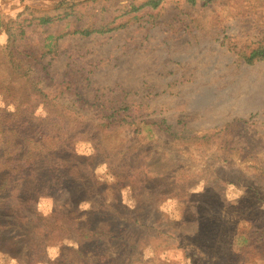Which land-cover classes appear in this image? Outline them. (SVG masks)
Masks as SVG:
<instances>
[{
	"label": "rangeland",
	"instance_id": "1",
	"mask_svg": "<svg viewBox=\"0 0 264 264\" xmlns=\"http://www.w3.org/2000/svg\"><path fill=\"white\" fill-rule=\"evenodd\" d=\"M68 1L73 18L35 20ZM146 1L0 0V108L16 113L2 90L14 42L78 131L67 144L50 129L38 135L31 162L45 179L29 195L27 174L0 199V218L34 221L5 234L0 264H264V62L237 55L264 40V0ZM102 25L118 30L67 35ZM49 36L57 50L41 58ZM99 102L135 114L107 129ZM221 129L215 143L185 142ZM225 142L253 154L226 153Z\"/></svg>",
	"mask_w": 264,
	"mask_h": 264
},
{
	"label": "trees",
	"instance_id": "2",
	"mask_svg": "<svg viewBox=\"0 0 264 264\" xmlns=\"http://www.w3.org/2000/svg\"><path fill=\"white\" fill-rule=\"evenodd\" d=\"M162 2L163 0H148L143 6H150L153 10H157L160 8ZM75 6V3L70 1L66 2L57 8V11L63 10L62 13L57 15H52L45 11L36 12V14L40 16L35 18V20L38 21L40 26H53L57 23L73 18L75 16ZM132 11L139 12L141 9L137 6H133ZM31 16H33V14ZM111 26L112 25H102L99 27L86 28L84 30H75L69 32L67 35H81L88 38L94 34L106 35L118 30V27L112 28ZM56 41L57 38L53 36H49L46 39V43L44 42L43 46L39 48L41 51V58L47 54L51 55L57 50L56 47L58 45ZM9 49L10 53L7 55V67L10 74V82L2 90L7 108L8 106H14L16 113L11 115L8 110L0 108V199L5 195H9L12 191H15L18 182L26 179L28 177L27 174H31L30 181L27 183L23 192H26L29 195H32V191L35 190L36 185L45 179V171L40 167L39 160L37 163L31 162L33 158L32 149L39 150L44 148L41 146V144H43L42 142H40V144L37 143L38 135H41L45 130L50 129V135L52 137L59 141L65 140L63 142L66 144L68 140H70L69 142H72L78 136L76 126H70L65 121L71 119L67 116H62V113L57 111L55 106L51 107L52 102L49 101V98L35 85L34 82H32L28 66L25 63L27 57L23 58L24 55L19 47H17L16 43L13 42ZM237 55L249 65L264 62V40L254 46H246L242 48ZM99 107H103L101 108V112L102 114H105L104 121H106L105 124L107 125V129H113L122 124H127L126 117H128L130 113L135 114L133 108H125L126 105L125 107L107 108L99 102ZM39 111L43 112L41 116H37ZM237 123L238 121L236 124ZM164 124L165 125L160 127H165L164 131L171 137V140L173 142L178 140V136L171 133V127L167 126L166 123ZM4 131L6 134L17 138V141H15L13 145H10L9 143L6 145L5 141L1 139H5V137H1V132L4 133ZM225 132L226 130L221 129L210 135L186 139L185 142L196 143L209 140L210 143H215V139L226 134ZM68 133L71 134L68 136ZM224 144L226 147L223 150H225L226 153L238 154L241 150H244H239L238 147H229L227 142ZM14 151L21 152V154L20 158L18 157L17 160L12 162L11 154L12 152L14 153ZM244 151L246 153L245 156H251L253 154L251 149H245ZM247 161L254 162L256 161V158L252 159V157H250V159H246V162ZM53 177L54 176L51 174L50 178ZM63 177L64 176H62V178ZM67 189L68 188L62 187L60 192L65 193ZM2 207L3 204L2 206L0 205L1 211L5 210V208ZM9 214L11 217H8V219L0 218V249L2 248L1 242L5 234L11 233L15 228L21 230V227L17 225V222H22L20 212L10 211ZM22 223L33 225L34 221L28 220ZM246 242L248 243L249 241L246 240ZM251 247L252 245L248 246V248Z\"/></svg>",
	"mask_w": 264,
	"mask_h": 264
},
{
	"label": "clouds",
	"instance_id": "3",
	"mask_svg": "<svg viewBox=\"0 0 264 264\" xmlns=\"http://www.w3.org/2000/svg\"><path fill=\"white\" fill-rule=\"evenodd\" d=\"M49 207H50V205H49ZM81 207L84 208V209H87L89 207V205L88 204H83ZM56 255H57V253L55 251H53L51 253V256H52L53 259H55Z\"/></svg>",
	"mask_w": 264,
	"mask_h": 264
}]
</instances>
